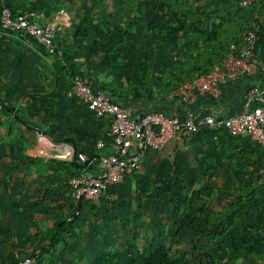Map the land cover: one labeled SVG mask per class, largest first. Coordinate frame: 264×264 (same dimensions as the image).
Wrapping results in <instances>:
<instances>
[{
  "label": "trees",
  "instance_id": "trees-1",
  "mask_svg": "<svg viewBox=\"0 0 264 264\" xmlns=\"http://www.w3.org/2000/svg\"><path fill=\"white\" fill-rule=\"evenodd\" d=\"M46 1L60 5L58 0ZM3 7H7L12 16L16 17L29 7L33 10L34 4L30 0H0V16ZM263 13L264 0H253L248 6H241L239 0H84L69 38L53 30V41L61 51L60 57L47 52L36 38L9 33L0 27L1 32L13 35L47 58L53 83L59 87V91L47 96H39L36 91L24 93L20 102L0 100L2 111L7 112V132L19 122L26 127L23 117H37L40 122L47 123L51 120V115L59 112L60 99L69 98L75 103L82 102L74 92L72 80L79 76L92 81L99 62L89 63L87 55L84 63H80L72 59V54L94 32L92 46L101 40L102 32L110 37L112 46L103 52L107 63L122 58L119 50L121 45L138 48L133 30L144 20L147 22V31L152 36L160 32L165 42L178 49L172 63L163 68L154 65L144 53L139 67L133 63V59L122 58L129 70L125 72L124 78L119 76L121 80L112 77L111 81L101 84L92 81L94 92L105 91L112 102L121 106H133L138 101L161 100L180 84L210 72L227 56L232 46L242 43L243 34L251 28L254 17ZM260 46L263 43L258 39L255 51ZM109 52L117 54L110 57ZM136 67L139 68L138 71ZM134 69L138 78L132 74ZM3 91V87H0V93ZM10 92V89L6 90L7 95ZM151 111L154 110L141 112ZM92 120L95 131L91 135V131L83 129L67 111L56 117L55 122L63 123L72 136L63 140L53 138L51 131L38 127V131L51 137L53 142L63 141L74 147L71 161H57L59 168L65 173V177L60 180L64 186L68 185L72 177L82 172L97 173L96 160L100 155L109 153V140L105 138V132L111 119L92 115ZM208 130L205 128L200 132ZM227 136L231 137L228 133ZM99 139L105 141L103 149L96 147ZM260 152L256 161H248L245 165L247 167L242 168L244 171L251 168L247 178L236 183L226 180L225 185H219L217 180L206 179L204 175L190 177L186 165L178 163L173 164L167 176L157 174L155 178L149 176L146 180L139 181L135 187L137 197H145L154 206L170 205L176 209L178 221L174 222V227L169 232L171 238L177 235L183 225L188 224L196 227L197 236L179 249H173L169 243L164 242L143 250L135 234L136 229L133 228L132 239H125L120 247L97 253L85 264H264V214L259 217L264 211V203L261 201L264 200V181L258 182L253 178L257 176L262 164L261 148ZM78 153H84L88 161H79ZM0 157L13 158L12 153L9 157L4 154ZM8 172H13V162ZM65 200H68L67 210L63 212L61 209V213L55 215L52 226L36 238V243L29 251L19 252V257L33 255L39 250L37 264H57L53 261L56 260L55 254L59 250L69 252L74 247L73 227L74 222L80 219L82 207L97 220L98 201H74L71 192ZM109 203L104 200V204L108 205V214L112 209ZM245 208L256 210L257 222L244 220L236 224L245 215ZM76 211L78 214H75ZM69 217L71 220H68ZM126 220V227H130L132 219ZM15 263L16 261H12L7 264Z\"/></svg>",
  "mask_w": 264,
  "mask_h": 264
},
{
  "label": "crops",
  "instance_id": "crops-1",
  "mask_svg": "<svg viewBox=\"0 0 264 264\" xmlns=\"http://www.w3.org/2000/svg\"><path fill=\"white\" fill-rule=\"evenodd\" d=\"M30 1L34 4L33 10L37 12V20L39 22H49L53 29L57 31V34L69 38L77 17L81 12V5L84 0H58L60 5L49 4L46 0ZM30 9L29 7L26 10ZM258 39L263 43V46L256 49L255 55L260 67L263 68L264 22L258 31ZM29 63L33 65L41 63L42 69L40 73L34 71L31 75L38 76L40 74V77H37L35 80V84L46 81L52 85L51 90L44 91L45 88L43 86L27 89V86L23 82L17 87L18 82L16 80L20 79V72ZM53 81V75L47 58L37 52L32 46L13 37V35L0 31V87L4 89L3 93H0V100L5 101L9 99L13 103L20 102L23 99L24 93L31 91H36L40 94H38L39 96H47L51 92L59 91V87ZM253 87L259 90V98L250 102L247 108L264 110L263 72L221 84L217 96L197 92L191 100L183 102L176 97H169L167 95L155 102H135L133 107L139 111L154 110L163 113V115L170 116L184 117L188 113H193L197 116L212 114L226 118L239 114L243 110L247 92ZM8 89L11 91L10 95L6 93ZM60 100L59 112L57 115H51V120L47 123L40 122L37 117L32 119L23 117L26 127L19 122L20 125H13L8 132L7 112H3L0 105V116L6 125L0 127V137H3L2 140L8 145L6 149L0 145V155L4 154L9 157V154L12 153L13 156V158L0 157V160L10 164L8 171L10 170L11 162H13V172H8V174L13 173V190L11 189L7 193L9 197L13 193V199L5 203H2L0 199V206L4 207V210L0 211V264L15 262L17 257H19V252L29 251L36 243V238L40 237L44 231L52 226L55 215L61 213V209L63 212L67 210L68 200L66 201L65 199L68 197L70 190L68 185L64 186L60 183V180L65 177V173L64 170L59 168L57 163L61 159L53 157V155L57 153L55 149L64 150V147L56 145L57 143H65L72 147L73 145L63 141L53 142L51 137L42 133L43 137L37 136L38 139L36 141L34 132H30L27 129L31 128L33 131V129L40 127L48 132L51 131V135L55 139L72 138L68 128L63 123L60 121L55 122L56 117L67 111L72 118L79 122L83 129L88 128L87 130L91 131L90 134L92 135L95 131V124L85 104L83 102L75 103L69 99L71 101L70 106H64L62 104L64 99ZM31 122L32 125H30ZM12 132L13 135L11 134ZM27 144H29L30 149L29 147L27 149L24 148ZM59 154L65 155L64 152ZM259 155H261L260 148L248 137H228L224 129L210 128L208 132H198L184 141L171 140L160 151H147L138 169L128 173L120 184L113 185L107 192L92 201L99 202L98 209L102 207L104 200L109 201V204H111L113 203V199L109 198L111 192H117L118 194L121 192L122 187H125V189L133 187L135 189L139 181L146 180L149 176L151 178L156 177L157 174L167 176L174 163L185 164L190 177H201L204 175L206 179L217 180L219 185H225L226 180H232L236 183L242 179H246L247 173L251 170L250 167L245 171L242 170V168L247 167L245 166L246 162L256 161ZM28 157H32L33 159H29ZM23 165L34 169L33 174L28 178V182H26V177L23 176V172L21 171ZM147 170L153 172L152 175L146 174L148 173L145 172ZM144 174H146L145 177H143ZM255 176L253 177L255 181L260 182L261 180ZM1 193L2 190H0ZM105 205V213H107L108 205ZM244 210H246L245 215L241 216L236 224L244 220L258 221V219L252 220L248 215V208ZM246 216H249V219H245ZM97 217L95 221L89 215L88 210L82 207L80 219L74 222V247L69 252L59 250L55 254L56 260L53 261L57 264H85L84 261L86 262L99 253L96 252L93 256L86 257L88 255V248L82 247L79 248L78 258L75 255L71 256L72 251L78 250L77 240L82 239L84 233L85 240L91 239L89 232H86L90 226H96L97 232L102 234L103 238L101 241L104 242L106 232H102L103 229L99 224L101 223L99 210ZM174 220L178 221L177 213ZM131 224L133 226V219L131 220ZM125 239L128 238L124 237ZM80 243L83 245L81 240ZM84 243L89 246L88 241Z\"/></svg>",
  "mask_w": 264,
  "mask_h": 264
},
{
  "label": "built area",
  "instance_id": "built-area-1",
  "mask_svg": "<svg viewBox=\"0 0 264 264\" xmlns=\"http://www.w3.org/2000/svg\"><path fill=\"white\" fill-rule=\"evenodd\" d=\"M241 6H248L253 0H239ZM34 10H27L13 17L7 7H3L0 16V27L9 33L22 36L30 35L41 43L47 52L61 56V51L53 41V27L49 22H39ZM264 22V13L253 19L251 28L242 38V43L230 48L227 56L207 74L197 75L193 81L180 84L169 97H176L183 102L191 100L195 93L217 96L221 84L236 81L241 77L264 73L255 55V44L258 31ZM77 97L85 104L89 113L96 117H109L110 126L105 132L109 140V153L102 154L96 160L97 173L82 172L68 182L74 201L95 200L107 192L113 185L120 184L124 177L139 168L147 151H160L169 141H184L205 128H222L233 137L246 136L263 150L262 164L257 177L264 181V110L248 109L250 102L259 98V90L255 87L248 90L243 110L226 118L212 114L197 116L188 113L184 117L166 116L151 111L141 112L133 106H121L111 101L109 95L102 90H92V81L76 76L72 80ZM64 150H56L53 157L71 161L74 148L65 143ZM105 141L99 139L96 147L103 149ZM64 152L65 155L59 153ZM77 159L87 162L84 153H78ZM78 214V211L75 212ZM71 220V217L68 218ZM39 250L33 255L17 257L15 264H37ZM18 256V255H17Z\"/></svg>",
  "mask_w": 264,
  "mask_h": 264
},
{
  "label": "rangeland",
  "instance_id": "rangeland-1",
  "mask_svg": "<svg viewBox=\"0 0 264 264\" xmlns=\"http://www.w3.org/2000/svg\"><path fill=\"white\" fill-rule=\"evenodd\" d=\"M95 33L96 32H94V35ZM91 35L92 36L87 39L88 41L84 42L79 49L74 51L72 59H75L77 62L84 63L85 57L89 55V63L99 62V66L94 72L92 81H96L100 84L111 81L112 77H117V80H121L119 76L124 78L125 72H127L129 68L123 64V59L131 58L133 59V63L135 62L134 64L139 67V63L143 59L142 55L145 53L154 65L163 68L166 65H170L178 54V49L165 42L161 38L160 32L152 36V34L147 31L146 20L142 21V24L133 30V36L137 40L138 48H135L132 45H121L119 50L123 59H113L110 63H107V59L103 58V52L112 46L110 37L105 35V32H102L103 36L101 40L97 41V45L92 46L94 35L93 33ZM115 54H117V52H109L108 56H116ZM138 67H136L137 71L139 69ZM122 68L125 69L122 70ZM41 69V63H38L37 65L29 63L28 66L20 72V79L16 80V82H18L17 87L21 82H23L25 83V86H27V89H31L33 87L39 88L43 86L45 88L44 91L51 90L52 85L46 81L35 84V80L37 77H40V74H38V76H32L31 74L34 73V71L36 73H40ZM136 70L134 69L132 74L138 78ZM62 104L64 106H70L71 101L67 98L62 101ZM84 111H86V109H84ZM84 111L82 110L83 113ZM30 125H32V122ZM4 126L6 125L0 116V127ZM27 129L30 132H34L36 141L38 139L37 136L43 137L38 129H33V131L31 128ZM11 134L13 135V132ZM2 138L3 137H0V145L6 149L8 148V145L4 142V140H2ZM29 144L24 146V148L27 149L29 147L30 149ZM0 162V190H2L0 199L2 203H5L12 201L11 199H13V193L10 197L7 195L9 190H13V173L8 174L10 164H7L2 160H0ZM21 171L23 172V176L26 177V182H28V178H30L31 174H33L34 169L23 165ZM145 172H148L146 174L150 175L153 173L148 170ZM146 174H144L143 177H145ZM109 198L113 199L110 213H105L106 205L103 203L102 207L99 209V214L101 216V223L99 224L103 229L102 232H106L104 242L101 241L103 237L101 233L97 232L96 226H90L89 230L86 232H89L91 239L85 240L86 237L84 233L83 238L80 239L83 245H81L80 240L78 239V250L75 249L72 251L71 256L75 255V257L78 258L77 255L79 254V248L82 247L88 248V255L86 257H91L96 252H104L110 248L120 247L124 241V236L125 238L132 239L133 228L136 229L135 234L139 238V244L143 250H146L149 246L160 245L164 242L169 243L170 247L173 249H179L184 247L186 243L190 242L197 236L196 227L188 224L183 225L179 229L177 235L171 238L169 232L172 227H174L173 223L175 221L174 219H176L175 208L170 205L160 207L154 206V204L151 201L146 200L145 197H137L133 187L127 189L122 187L121 192L118 194L117 192H111ZM261 201L264 203L263 199ZM2 210H4V207L0 206V211ZM7 210L9 209L7 208ZM248 215L252 218V220L258 219L256 211L251 208H248ZM249 216H246L245 219H249ZM259 217H263V215L260 214ZM129 218L133 219V226L131 224L130 227H126L128 224L126 219ZM84 240L88 241L89 246L84 243Z\"/></svg>",
  "mask_w": 264,
  "mask_h": 264
}]
</instances>
